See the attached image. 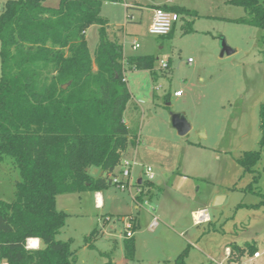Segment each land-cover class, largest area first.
<instances>
[{
    "label": "rangeland",
    "instance_id": "obj_1",
    "mask_svg": "<svg viewBox=\"0 0 264 264\" xmlns=\"http://www.w3.org/2000/svg\"><path fill=\"white\" fill-rule=\"evenodd\" d=\"M7 1L0 0V14ZM168 1L121 0L103 5L101 16L108 20L110 39L123 46L125 58L154 56L157 75L125 66L132 95L125 120L141 135V144L122 160L137 164L134 187L130 192L115 186L104 190L101 209L86 193L80 195L81 202L78 195L60 196L57 210L67 213V218L57 238L71 241L75 264H106L109 259L113 264H178L183 254L185 264H218L226 262V248L233 246L258 251L238 256L236 263L264 264V149L255 172H246L239 163L245 152L260 151L264 30L238 23L247 12L231 0H174L173 5ZM59 2L47 0L45 5L57 8ZM163 5L184 7L198 16L180 20L171 37L151 35L154 9ZM188 22H193V32L185 33ZM99 29L92 26L86 32L93 58ZM223 40L234 53L221 56ZM163 62L169 63L167 69ZM173 114L190 123L186 136L173 128ZM122 164L116 169L118 175ZM147 167L153 170L155 187L137 204L135 184L150 182ZM21 180L15 161L1 159L0 200L12 202ZM217 197L223 200L215 206ZM198 209H206L210 216L201 226L194 225L192 215ZM134 217L140 221L134 233L136 253L126 261L124 225ZM154 218L158 226L152 230Z\"/></svg>",
    "mask_w": 264,
    "mask_h": 264
},
{
    "label": "trees",
    "instance_id": "obj_2",
    "mask_svg": "<svg viewBox=\"0 0 264 264\" xmlns=\"http://www.w3.org/2000/svg\"><path fill=\"white\" fill-rule=\"evenodd\" d=\"M46 1L9 0L0 14V160L12 158L22 179L12 202L0 200V261L7 264H75L71 241L57 238L67 218L57 210V197L113 186L124 155L140 142L124 121L132 99L125 66L157 75L154 56L125 58L123 46L109 38L102 8L121 0H60L57 8L47 7ZM231 3L247 12L238 23L264 30L263 0ZM159 7L180 20L198 16L180 6ZM94 25L100 29L93 58L86 32ZM189 32L193 22L186 26ZM259 117L260 151L245 152L239 159L250 173L264 149V103ZM153 187V182L140 184L135 202L141 204ZM248 190L253 192L251 186ZM133 221L136 227L137 217ZM31 239L42 245L30 249ZM256 252V247L233 246L228 262ZM135 253V241H125L126 260ZM184 257L177 263L185 264Z\"/></svg>",
    "mask_w": 264,
    "mask_h": 264
},
{
    "label": "built area",
    "instance_id": "obj_3",
    "mask_svg": "<svg viewBox=\"0 0 264 264\" xmlns=\"http://www.w3.org/2000/svg\"><path fill=\"white\" fill-rule=\"evenodd\" d=\"M180 21V16L177 13L171 12L164 10L160 7L154 9V16L152 23L149 28V33L154 36H168L172 30L174 29L175 25ZM139 45L136 43L134 44V49H138ZM168 62H163L162 63V68L167 69L168 68ZM177 97L181 96L180 92H177L175 94ZM122 169L120 172V175L116 173V175L112 176L111 183L113 186L117 187L121 191H131V189L134 187L133 185V169L134 167L137 166V164L132 161L129 162L127 160L122 161ZM146 175L149 178V181L152 182L155 180V176L153 174V170L150 167H147L145 169ZM135 187L138 188V194L140 193V188L138 182L135 184ZM207 220V215L204 212H201L198 214L196 217V223L197 224H202L206 222ZM129 222L124 225V233H123V238L126 240H131L134 237L135 233V223L133 221V218H129ZM122 222H124L122 220ZM158 226V220L154 218L153 223L151 225V229H155ZM28 247H30L28 243ZM226 262L225 263H218V264H238L236 262L229 263L228 259L231 254V248H226ZM258 253L256 252L255 255Z\"/></svg>",
    "mask_w": 264,
    "mask_h": 264
},
{
    "label": "crops",
    "instance_id": "obj_4",
    "mask_svg": "<svg viewBox=\"0 0 264 264\" xmlns=\"http://www.w3.org/2000/svg\"><path fill=\"white\" fill-rule=\"evenodd\" d=\"M168 3L170 4V5H173V4H175L174 3V0H169L168 1ZM116 4V3H115ZM125 6H126V9H127V15H126V19L128 20L129 19V14H128V8H129V6L127 5V3H125ZM159 7V6H158ZM157 8V7H156ZM182 19H184V18H182ZM107 22H108V20H107ZM94 26H97V25H94ZM176 26H177V24L175 25V28H176ZM175 28H174V30H175ZM174 30H173V32H174ZM173 35V34H172ZM110 38V37H109ZM111 41H113L112 39H110ZM124 121H125V124H126V126L127 127H129L130 128V124L125 120V114H124ZM140 133H139V138H140ZM139 144H141V138H140V142L135 146V148H137L138 147V145ZM131 149H133V148H129V150L127 151V153L124 155V156H127L128 154H130V152L132 151ZM143 171H144V168H143ZM93 174L94 175H99V171H97V170H94V172H93ZM140 180H138V182H139ZM143 183V182H142ZM153 190V189H152ZM86 194H88V197H93V199H94V201H95V208L96 209H101V208H105V195H104V193H103V191H100V192H85ZM85 193H81V194H85ZM81 194H69V195H78L77 197H78V200L81 202ZM61 196H68V195H61ZM60 196H58L57 197V204H58V198H59ZM135 201V200H134ZM81 210H82V208H80ZM66 211L68 212V210L66 209ZM201 212H204L206 215H207V220H206V222H204V223H202V224H197L196 223V217L198 216V214H200ZM80 216H84V214L82 213V212H80L79 211V213H78ZM77 214V215H78ZM192 215H193V217H194V225H197V226H201V225H203V224H205V223H207V222H209V220H210V216H209V214H208V211L206 210V209H198V210H193L192 211ZM154 220V219H153ZM139 223H140V221H139V218L137 217V222H136V227H135V229L137 228V227H139ZM32 240H34V241H36V246H32L31 244H30V241H32ZM131 240H134L135 241V234H134V237L131 239ZM124 241H128V240H126V239H124ZM28 243H29V245H30V249H38L42 244H41V242H40V240H38V239H31V240H29L28 241ZM124 244H125V242H124ZM228 248H230V247H228ZM125 260H126V258H125ZM126 261H128V260H126Z\"/></svg>",
    "mask_w": 264,
    "mask_h": 264
},
{
    "label": "water",
    "instance_id": "obj_5",
    "mask_svg": "<svg viewBox=\"0 0 264 264\" xmlns=\"http://www.w3.org/2000/svg\"><path fill=\"white\" fill-rule=\"evenodd\" d=\"M222 53H221V56H223L224 54H232L234 53L233 50H231L226 42L223 40L222 41ZM67 85L64 86V88H66ZM171 120H172V126L173 128L178 132L179 136H186L190 131H191V126H190V123L187 121V119L181 115V114H173L172 117H171ZM138 184H142V181L140 180L138 182ZM223 200V198L221 197H217L216 200H215V203L214 205H218L221 203V201Z\"/></svg>",
    "mask_w": 264,
    "mask_h": 264
},
{
    "label": "bare ground",
    "instance_id": "obj_6",
    "mask_svg": "<svg viewBox=\"0 0 264 264\" xmlns=\"http://www.w3.org/2000/svg\"><path fill=\"white\" fill-rule=\"evenodd\" d=\"M30 244H31L32 246H36V245H35V244H36V241L32 240V241H30Z\"/></svg>",
    "mask_w": 264,
    "mask_h": 264
},
{
    "label": "clouds",
    "instance_id": "obj_7",
    "mask_svg": "<svg viewBox=\"0 0 264 264\" xmlns=\"http://www.w3.org/2000/svg\"><path fill=\"white\" fill-rule=\"evenodd\" d=\"M0 264H7V261L6 260L0 261Z\"/></svg>",
    "mask_w": 264,
    "mask_h": 264
}]
</instances>
